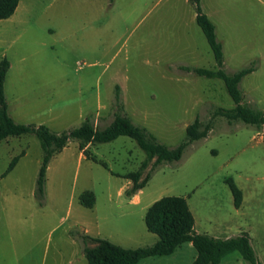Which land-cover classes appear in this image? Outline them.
<instances>
[{
  "label": "rangeland",
  "instance_id": "rangeland-1",
  "mask_svg": "<svg viewBox=\"0 0 264 264\" xmlns=\"http://www.w3.org/2000/svg\"><path fill=\"white\" fill-rule=\"evenodd\" d=\"M200 5L216 26L223 68L254 66L240 84L243 102L264 111V0ZM196 16L190 0H20L12 18L0 21V59L11 62L10 115L58 133L87 119L104 128L118 110L119 92L134 123L177 146L197 117L208 122L216 108L235 105L221 79L182 68L218 69ZM42 159L35 134L0 143V264H89L82 234L126 248L152 245L158 236L145 216L164 196L187 199L199 233L249 232L264 264V126L214 118L209 135L189 144L180 160L155 167L156 158L151 161L139 202L126 193L127 175L146 153L129 136L84 148L70 140L48 165L43 199L37 195ZM229 178L243 191L240 208ZM86 192L95 196L93 207L80 200ZM196 255L186 242L173 256L148 261L192 264ZM223 264L248 263L234 252Z\"/></svg>",
  "mask_w": 264,
  "mask_h": 264
},
{
  "label": "trees",
  "instance_id": "trees-1",
  "mask_svg": "<svg viewBox=\"0 0 264 264\" xmlns=\"http://www.w3.org/2000/svg\"><path fill=\"white\" fill-rule=\"evenodd\" d=\"M196 7V20L202 28L214 53L218 69L212 70L201 67L183 66L187 72L207 78H219L235 105L231 108L218 107L212 112V118L203 122L197 117L187 127L186 138L177 146L170 147L162 143L148 131L147 128L133 122L126 115L121 104L120 93L116 95V105L113 121L104 128L96 127L92 120L87 119L80 126L61 133L52 131L46 125L22 124L14 120L9 113L5 93V82L11 67L7 57L0 60V143L9 136L35 134L43 149V159L37 179V195L43 199L45 195L46 174L48 165L55 154L61 152L70 140H78L81 145L96 144L113 141L120 136L134 139L146 153V159L140 168L127 175L132 185L127 189L128 195L136 194L143 189L152 176L149 168L151 161L156 158L154 166L162 162L178 161L182 158L186 147L192 142L205 138L213 128V119L224 117L228 121H241L257 127L264 126V111L250 104L244 103V94L240 87L242 79L254 71V66L244 67L229 73L224 67L223 46L217 39L216 26L201 8L200 0H190ZM20 0H0V20L11 17L17 10ZM13 161V163H15ZM12 165L9 169H13ZM234 196V203L240 208L243 202V191L232 178L227 181ZM81 202L87 207H93L95 196L92 192L83 193ZM145 222L149 231L158 236V240L148 246L126 248L106 238L92 237L82 234L80 240L84 243V254L89 264H138L142 259L151 256H167L186 242H191L197 251V257L192 264H221L229 254L238 252L248 264H262L257 255L249 232L227 238L199 233L195 228V216L188 201L183 196H164L155 201L147 210ZM93 245H92V244ZM91 244V245H90Z\"/></svg>",
  "mask_w": 264,
  "mask_h": 264
},
{
  "label": "crops",
  "instance_id": "crops-1",
  "mask_svg": "<svg viewBox=\"0 0 264 264\" xmlns=\"http://www.w3.org/2000/svg\"><path fill=\"white\" fill-rule=\"evenodd\" d=\"M19 4H20V2H19ZM19 7V6H18ZM17 11V10H16ZM15 14V13H14ZM13 14V15H14ZM12 15V16H13ZM12 16L11 17H9V18H7V19H3V20H10L11 18H12ZM1 21V20H0ZM2 59V58H1ZM0 59V60H1ZM11 68V67H10ZM8 75V74H7ZM7 79V78H6ZM135 200L137 201V202H139L140 201V197H139V195H138V193H136L135 194ZM189 204V203H188ZM190 206V205H189ZM191 209V208H190ZM196 222V221H195ZM196 225V224H195ZM196 228V227H195ZM199 232V231H198ZM176 251H177V249L175 250V252L173 253V254H171V255H167V256H173L175 253H176ZM153 257H156V256H151V257H147V258H144V259H142L138 264H149V263H151V261H148V260H151V258H153ZM157 257H162V256H157ZM197 257V255L195 256V258ZM195 258H194V260H195ZM225 259V258H224ZM224 259L222 260V262H221V264H223V261H224ZM193 260V261H194ZM143 262H145V263H143ZM193 263V262H192Z\"/></svg>",
  "mask_w": 264,
  "mask_h": 264
}]
</instances>
